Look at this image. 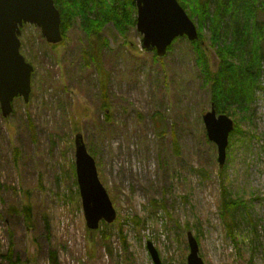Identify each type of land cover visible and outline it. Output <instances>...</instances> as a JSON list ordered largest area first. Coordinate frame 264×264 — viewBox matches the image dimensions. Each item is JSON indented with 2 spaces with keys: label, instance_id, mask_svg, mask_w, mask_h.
<instances>
[{
  "label": "rangeland",
  "instance_id": "374dc122",
  "mask_svg": "<svg viewBox=\"0 0 264 264\" xmlns=\"http://www.w3.org/2000/svg\"><path fill=\"white\" fill-rule=\"evenodd\" d=\"M19 37L33 72L29 100L15 98L7 117L0 111V264H154L148 241L161 264H187V232L204 264H264L262 89L220 167L202 121L210 89L185 36L161 57L141 48L135 26L122 36L112 22L91 36L74 23L58 44L32 24ZM78 132L116 211L95 232L76 180ZM224 200L241 203L231 210L235 239Z\"/></svg>",
  "mask_w": 264,
  "mask_h": 264
},
{
  "label": "water",
  "instance_id": "95a60500",
  "mask_svg": "<svg viewBox=\"0 0 264 264\" xmlns=\"http://www.w3.org/2000/svg\"><path fill=\"white\" fill-rule=\"evenodd\" d=\"M136 29L141 34V48L163 56L176 37H198L195 22L178 0H135ZM33 24L40 28L46 42L62 40L60 13L53 0H0V111L7 117L13 110L12 102L22 97L27 102L31 91L33 66L20 52L21 27ZM207 138L216 144L217 162L222 167L226 160L228 137L234 121L226 114H219L213 104L202 115ZM75 173L86 226L97 229L104 220L111 223L116 211L101 183L94 158L89 154L81 133L74 136ZM189 253L187 264H204L199 256L196 238L187 232ZM147 249L154 264H161L157 251L150 241Z\"/></svg>",
  "mask_w": 264,
  "mask_h": 264
},
{
  "label": "trees",
  "instance_id": "16d2710c",
  "mask_svg": "<svg viewBox=\"0 0 264 264\" xmlns=\"http://www.w3.org/2000/svg\"><path fill=\"white\" fill-rule=\"evenodd\" d=\"M178 2L197 26L198 37L190 43L195 64L210 89V102L218 113L234 119L230 145L233 135L239 131L238 121L249 118L248 106L253 100L255 89L264 91V22L258 20V14L264 13V0H215L213 12H210V0ZM54 4L60 13L63 37L74 23H78L88 36L98 34L104 24L109 22L113 23L117 33L124 36L126 30L136 24L135 0H54ZM206 27L208 35L205 33ZM204 39L208 40L219 60L216 70H212L208 63ZM96 57L97 52L92 63L98 72L101 67ZM105 81L108 82L107 77L100 81L104 87ZM239 204L234 200H224L220 208L227 233L232 238L235 237L233 228L236 217L231 210H236ZM25 210L28 211V207Z\"/></svg>",
  "mask_w": 264,
  "mask_h": 264
}]
</instances>
